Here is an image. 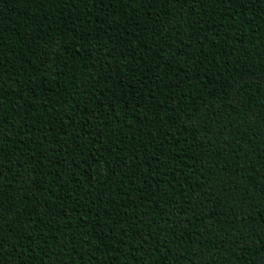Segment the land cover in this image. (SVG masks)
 Returning a JSON list of instances; mask_svg holds the SVG:
<instances>
[{
	"label": "trees",
	"instance_id": "16d2710c",
	"mask_svg": "<svg viewBox=\"0 0 264 264\" xmlns=\"http://www.w3.org/2000/svg\"><path fill=\"white\" fill-rule=\"evenodd\" d=\"M0 264H264V0H0Z\"/></svg>",
	"mask_w": 264,
	"mask_h": 264
}]
</instances>
